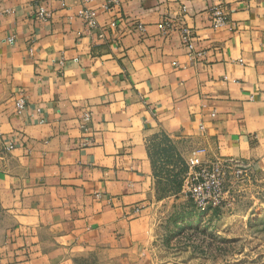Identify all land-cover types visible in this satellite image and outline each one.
Returning a JSON list of instances; mask_svg holds the SVG:
<instances>
[{"label":"crops","instance_id":"1","mask_svg":"<svg viewBox=\"0 0 264 264\" xmlns=\"http://www.w3.org/2000/svg\"><path fill=\"white\" fill-rule=\"evenodd\" d=\"M163 135L264 174V0H0V264H150Z\"/></svg>","mask_w":264,"mask_h":264},{"label":"rangeland","instance_id":"2","mask_svg":"<svg viewBox=\"0 0 264 264\" xmlns=\"http://www.w3.org/2000/svg\"><path fill=\"white\" fill-rule=\"evenodd\" d=\"M170 140L166 135L150 137L158 175L171 177L162 184L163 191L181 190L180 199L171 203L177 208L167 213L150 264H264V174L251 164L238 173L231 159L206 153V171L199 180L215 183L202 210L188 189V159L197 146L186 157V143L179 150ZM216 161L225 165L212 164Z\"/></svg>","mask_w":264,"mask_h":264},{"label":"built area","instance_id":"3","mask_svg":"<svg viewBox=\"0 0 264 264\" xmlns=\"http://www.w3.org/2000/svg\"><path fill=\"white\" fill-rule=\"evenodd\" d=\"M109 4H117L118 0H108ZM84 16L86 18L87 23L90 25V27L96 26V19L94 18L93 14L91 11L88 9H85L84 11ZM40 14L42 17L49 16V13L45 9H41ZM227 21V16L224 10L222 9L221 6L215 7L213 11V25L214 27H221L223 26ZM163 29H167V22L164 24H161ZM138 30L141 32H144L145 26L143 24H139L137 26ZM182 38L183 41L188 45L190 49L194 48V40L192 39V31L189 27H183L182 28ZM11 41H13V38H10ZM26 106V100L25 96L21 94L17 100V109L22 110ZM89 115V113H88ZM16 146L15 141L12 139H9L7 142V148L12 149ZM207 153V148L204 146H198L192 151L191 157L188 159V163L190 165L191 171L189 173V179H188V184L189 182L191 183V186H188V189L190 191V195L199 203L200 207L202 210H206L208 206V202L211 198V187L212 184L215 183V180L212 181V183L209 180H205L203 182H200V176L203 175V173L206 171V162L204 159V156ZM204 155V156H203ZM231 161H234L237 163L236 165V171L238 173L243 172V167H246L249 165L248 162H244L241 160H236V159H231ZM223 164L221 161H216L213 162L212 164ZM229 166V164H227ZM201 167L200 170L197 168ZM191 179V180H190ZM194 181V182H192ZM198 182V184H197Z\"/></svg>","mask_w":264,"mask_h":264}]
</instances>
